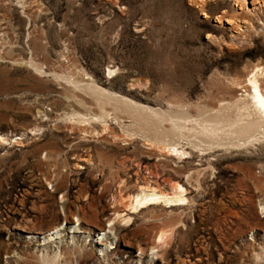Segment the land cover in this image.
<instances>
[{
	"label": "rangeland",
	"instance_id": "obj_1",
	"mask_svg": "<svg viewBox=\"0 0 264 264\" xmlns=\"http://www.w3.org/2000/svg\"><path fill=\"white\" fill-rule=\"evenodd\" d=\"M241 1L0 0V133L23 140L0 145V264H264V139L208 150L184 137L180 160L113 116L91 138L65 118L90 97L52 73L85 69L144 107L211 113L245 96L249 72L264 66V0ZM176 181L186 205L109 224L125 210L120 196ZM77 219L84 233H70ZM58 227L62 238L41 245ZM162 229L174 237L157 260Z\"/></svg>",
	"mask_w": 264,
	"mask_h": 264
},
{
	"label": "bare ground",
	"instance_id": "obj_2",
	"mask_svg": "<svg viewBox=\"0 0 264 264\" xmlns=\"http://www.w3.org/2000/svg\"><path fill=\"white\" fill-rule=\"evenodd\" d=\"M20 1L23 2V0H20ZM24 1L26 4L27 3L26 0ZM255 1L259 2V0H255ZM255 1H253V4L256 3ZM240 4L243 7L249 8L248 0H242ZM26 6H28V4ZM2 39L4 38L0 37L1 45H3ZM62 54H64V52ZM32 57L30 61H28L27 63L30 66L34 67L38 72L42 74L43 64L38 63L39 61L36 62L34 60V57L33 58ZM25 61L26 60H24V62ZM77 68L79 69V67ZM68 69L70 68H67L66 70ZM66 70H64V73L62 72L63 70L61 71L62 73L60 72L56 73L57 72L56 70H55L56 72H52V73L58 81L61 80L69 84V87L67 88L69 90V88L71 87L74 95L77 94L76 92L80 91V94L82 92L84 93V95L89 96L90 99L89 101L87 100V102H85L84 100L79 101L78 99H76L79 101L78 102L79 105L83 106L86 109V112L84 113L83 111V113L81 112L75 113L74 111V113H72L71 115L64 113L66 116L69 115L65 118H68L69 122L72 121V123L74 124L76 123V124L83 125V130L85 129V131L89 132L90 133L89 136H91V138H92L91 134H93L94 131L98 130V129H95V130L93 129L92 127L93 123L95 122L102 123L103 124L102 126L107 131V129L109 128L108 119L113 116L115 119H120V118L131 119L132 122L135 124V126L137 125L136 128L139 127L137 129L143 131L146 134V136L148 137L150 146L156 147L160 149L161 151H164L163 152L164 154L170 153L171 155H175L180 160L189 154L184 148H182V146L179 147V142H181L180 138H184V137L191 138V139L194 138L193 145L197 147L205 146L207 147L208 150L213 149L215 147H220V146L222 147H243V146H247L248 144L249 145L253 144L254 141H259L261 139H264V66L262 65H256L249 72L248 77L245 80L246 82V86H245L246 95L245 96H242L240 98L238 97L236 100L232 102L222 104L216 110H214L215 108H213L214 111L212 110L211 113H210V110L208 112L202 111L204 114L201 113L196 118L190 117L191 114L190 113L187 114V112H185L184 110L186 108L184 109L181 108L179 109V111L178 109L177 111H174V107L172 106L173 103L171 104L172 108L168 111L165 110V112L161 111L160 108H159L160 110H157V109H151L148 107H144L142 106V104L139 105L137 104V102L134 103L135 100L134 102H132L131 100L126 98V96L116 94L113 92H109L107 88L106 90L100 87L95 82L94 78L87 74V71L84 72L85 69H83L84 71H82V73L79 72L80 75H78V73L76 72L78 77H75L73 73L74 70L72 71V68L71 70H69L70 72H67ZM75 70H76V67H75ZM111 70L109 69L110 73H111ZM83 99H85V97ZM90 100L94 104L93 107L96 108L95 112H93L94 110L93 108L87 107L88 106L87 103H89ZM186 111H189L188 108ZM63 120L65 121V119ZM166 123H170L171 125L170 128L168 127L167 129V127H165ZM41 128H39V130L34 128L35 130L34 129L31 130L30 133L34 134L36 133V131L38 133V131H40ZM94 128H97V127H94ZM111 131H113V129H111ZM111 131L109 130V132ZM130 134H127V135H130ZM105 135H107V133ZM7 136L0 133V145H4V144L6 145L8 143L13 144V143H18V142L21 143L22 137L16 136L15 139L12 138L13 140L10 141V139ZM116 138H117V135H116ZM126 138L127 137H125L124 140L127 141ZM178 139H180L179 142H178ZM191 139H188V140H191ZM22 143H23V140H22ZM202 151H203V148H202ZM205 151H206V148H205ZM186 192H187V189H185V187L177 181L172 184L170 183L168 190L167 189L164 190L159 186L158 187L149 186V184L148 186H141L139 190L137 191V193L132 194V195L129 194L127 198L125 197L123 198L122 196H120L119 202H121L122 205H124L125 210L122 213H118L117 216L114 217V219L111 220L109 224H113V221H115L116 219H120L121 222L123 221V222L129 223L131 220L129 213H138L142 211L143 209L149 208L152 206H162L164 208H173L174 206L186 205V203L189 201ZM71 229L72 230L70 233H73V234L84 233V231L81 230V228L79 227L78 219L76 220V223L73 224ZM171 231L172 230L170 228V232ZM170 232L167 230L161 231L155 240L157 242V246L153 247L151 251L157 260L159 259L158 258L159 257L158 252L160 250L159 247L162 245H165V243L170 237H174L170 235ZM49 234L50 235L48 237L45 236V239H44L45 241L41 242V245L45 246L46 244L52 241L60 240L62 238V232H61L60 227L50 231ZM106 234H107L106 231H101V233L98 235V237H100L99 243L101 247L107 246V243L103 242L104 241L103 239L105 238ZM167 252L165 251V253ZM101 253H104L103 249H101ZM46 261L48 262V260ZM55 262L58 263L57 261H54L53 264H56Z\"/></svg>",
	"mask_w": 264,
	"mask_h": 264
}]
</instances>
